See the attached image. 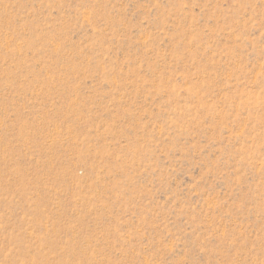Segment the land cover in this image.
<instances>
[{"label":"rangeland","instance_id":"obj_1","mask_svg":"<svg viewBox=\"0 0 264 264\" xmlns=\"http://www.w3.org/2000/svg\"><path fill=\"white\" fill-rule=\"evenodd\" d=\"M0 264H264V0H0Z\"/></svg>","mask_w":264,"mask_h":264}]
</instances>
